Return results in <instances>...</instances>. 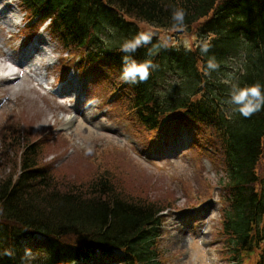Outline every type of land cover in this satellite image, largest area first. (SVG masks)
Returning <instances> with one entry per match:
<instances>
[{
    "label": "trees",
    "instance_id": "16d2710c",
    "mask_svg": "<svg viewBox=\"0 0 264 264\" xmlns=\"http://www.w3.org/2000/svg\"><path fill=\"white\" fill-rule=\"evenodd\" d=\"M20 4L30 17L49 19L48 31L65 49L83 52L86 72L109 68L115 78L110 84L119 90L138 131L181 124L204 128L214 161L222 168L214 187L224 203L219 236L227 263L264 264V108L245 118L226 103L232 84L259 83L264 91V0ZM176 8L185 12L179 25L172 19ZM142 24L180 34L193 31L199 42L190 47L168 44ZM139 33L151 42L134 53L121 52L122 44ZM205 44L207 53L202 52ZM125 55L156 66L146 81L120 79ZM211 58L217 70L207 69ZM23 141L19 134L4 141L6 150L18 148V157L20 149L22 154L16 177L9 173L0 178V264H89L96 253L112 258L115 252L122 254L124 264H164L160 213L172 205L126 196L105 177L86 185H59L42 165L45 146H22Z\"/></svg>",
    "mask_w": 264,
    "mask_h": 264
},
{
    "label": "rangeland",
    "instance_id": "374dc122",
    "mask_svg": "<svg viewBox=\"0 0 264 264\" xmlns=\"http://www.w3.org/2000/svg\"><path fill=\"white\" fill-rule=\"evenodd\" d=\"M23 17L17 0H0V65L7 66L4 60L22 63L26 51L37 46L28 64L44 63L45 70L40 72L48 84H65L68 78L63 71L73 67L78 51H67L50 37L43 17L34 18L27 26ZM141 27L152 32L147 25ZM158 35L179 47L199 42L193 31H160ZM4 48L11 56H6ZM81 65L85 67L86 62ZM4 75L0 69V77ZM27 77L0 83V178L9 173L16 177L20 171L22 150L18 157L19 149L6 150L4 142L19 134L24 137L22 146H45L42 165L53 172L59 185H86L105 177L126 196L172 205L160 229L164 264H228L219 241L224 203L220 189L214 187L222 168L214 161L204 128L181 124L176 132H165L153 153L149 139L146 143L147 132L138 131L121 102H116L110 84L115 78L109 68H94V74L81 80L88 86L85 101L73 91L54 98ZM58 89L63 88L59 85ZM4 151L10 160L3 159ZM119 255L89 264H124Z\"/></svg>",
    "mask_w": 264,
    "mask_h": 264
},
{
    "label": "clouds",
    "instance_id": "9594fccd",
    "mask_svg": "<svg viewBox=\"0 0 264 264\" xmlns=\"http://www.w3.org/2000/svg\"><path fill=\"white\" fill-rule=\"evenodd\" d=\"M185 12L183 9L176 8L173 10L172 19L175 24L183 23ZM151 42L150 37L144 33H139L131 40L125 41L121 46V52L134 53L139 47ZM208 45L202 48L203 53H207ZM152 54L151 49L149 55ZM156 66L151 61L137 62L130 55L123 57V69L120 79L126 83L135 84L144 82L149 78L150 69ZM219 65L211 58L207 62L209 71L217 70ZM207 74V73H206ZM227 82V81H226ZM234 112H238L245 118L251 117L253 114L264 108V91L259 83L251 86L240 87L237 84L230 86L229 99L226 102Z\"/></svg>",
    "mask_w": 264,
    "mask_h": 264
},
{
    "label": "bare ground",
    "instance_id": "6f19581e",
    "mask_svg": "<svg viewBox=\"0 0 264 264\" xmlns=\"http://www.w3.org/2000/svg\"><path fill=\"white\" fill-rule=\"evenodd\" d=\"M0 69H4L5 72L8 71L7 68H6L5 66H3V65H0ZM37 70H38V69H37ZM20 74H21V72H15V71H13V72L10 73L11 76H13V75L15 76V75H16L17 78L20 77ZM0 78H3V79H4V78H7V77L2 76V77H0ZM3 79H0V81H2ZM7 79H8V78H7ZM5 80H6V79H5Z\"/></svg>",
    "mask_w": 264,
    "mask_h": 264
}]
</instances>
